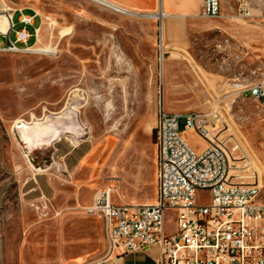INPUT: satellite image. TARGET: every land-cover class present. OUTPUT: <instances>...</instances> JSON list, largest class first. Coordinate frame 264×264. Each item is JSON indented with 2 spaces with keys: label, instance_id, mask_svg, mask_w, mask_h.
<instances>
[{
  "label": "rangeland",
  "instance_id": "rangeland-1",
  "mask_svg": "<svg viewBox=\"0 0 264 264\" xmlns=\"http://www.w3.org/2000/svg\"><path fill=\"white\" fill-rule=\"evenodd\" d=\"M220 1L236 18L199 19L200 31L185 39L189 50L170 53L160 25L137 34L130 17L106 9L97 23L93 0H0V7L35 9L43 21L36 51L0 52V264H85L103 255L105 221L85 207L109 185L117 202L156 200L161 99L169 112L214 121L231 181L261 186L264 200V101L245 91L264 81V0ZM20 14L13 12L14 29L23 26ZM128 21L124 37L144 43L141 50L121 48ZM229 38L251 47L223 76L219 45ZM183 133L193 148L205 147L193 131Z\"/></svg>",
  "mask_w": 264,
  "mask_h": 264
},
{
  "label": "built area",
  "instance_id": "built-area-1",
  "mask_svg": "<svg viewBox=\"0 0 264 264\" xmlns=\"http://www.w3.org/2000/svg\"><path fill=\"white\" fill-rule=\"evenodd\" d=\"M25 9L29 8L0 7V14L8 21L6 30L0 28V35L7 38L0 52H34L43 21L37 10L32 9L31 14ZM17 10L23 26L14 29L13 12ZM203 14L220 16L221 1L204 0ZM36 17H40V24L30 32L27 27L34 26ZM31 38L34 41L30 44ZM245 91L264 101V81L246 85ZM181 119L185 120L183 130ZM216 127L214 121L205 123V113L165 110L161 99L155 126L156 200L117 202L113 198L115 188L109 185L85 207L87 214L104 218L108 249L130 252L157 246V264H264L261 186L231 181L232 165L227 152L214 139ZM185 130L201 137L205 147L193 148L184 136ZM200 192L210 194L207 202L197 200ZM170 221L174 224L172 231L167 230Z\"/></svg>",
  "mask_w": 264,
  "mask_h": 264
},
{
  "label": "crops",
  "instance_id": "crops-1",
  "mask_svg": "<svg viewBox=\"0 0 264 264\" xmlns=\"http://www.w3.org/2000/svg\"><path fill=\"white\" fill-rule=\"evenodd\" d=\"M93 1H95L94 4L96 9L92 17L97 23H100L101 19H103L99 10L106 9L112 13H121L130 17L134 28H137V34H141V28L145 29L146 26L155 29L157 25H160V32L162 33V36L164 35L166 37V43L164 44L165 49L170 53L174 51L189 50V44L185 41L186 37L189 34L194 33V29H196V31H200V22H198L199 19L208 17L203 14L204 0ZM121 10H124L125 13ZM244 15L248 16L249 14L244 13ZM218 18L233 20L236 18V15H232L229 12H223L221 7V14L215 19ZM121 29L122 30L119 34L122 36L121 48L123 50H141L145 47L144 43L127 42L124 36L129 35L130 33L129 21L126 24H123ZM132 33L135 32L132 31ZM227 40L228 42L219 45V48H221L224 52L223 59L226 62L223 64V76L228 75L227 72L231 68V60L241 58L239 51L248 53V49L251 47L250 45L242 43L241 40L236 42L230 41V38ZM235 78L238 77L236 76ZM235 78L232 79L235 80ZM159 255L160 250L157 246H151L143 250L130 252H120L116 250L111 251L110 249H107L99 259L85 264H157L156 259Z\"/></svg>",
  "mask_w": 264,
  "mask_h": 264
},
{
  "label": "bare ground",
  "instance_id": "bare-ground-1",
  "mask_svg": "<svg viewBox=\"0 0 264 264\" xmlns=\"http://www.w3.org/2000/svg\"><path fill=\"white\" fill-rule=\"evenodd\" d=\"M7 8H10L9 6H6ZM121 11H124V10H121ZM125 13V11H124ZM148 17V16H147ZM152 17V16H151ZM7 18L4 16V14H0V28L2 30H6V25H7ZM38 42V41H37ZM37 45V43H36ZM34 51H36V48L34 46Z\"/></svg>",
  "mask_w": 264,
  "mask_h": 264
}]
</instances>
